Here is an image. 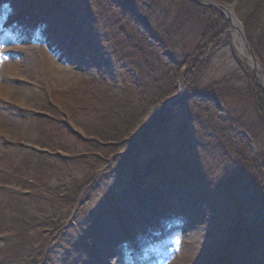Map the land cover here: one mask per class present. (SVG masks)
<instances>
[{"label":"trees","instance_id":"16d2710c","mask_svg":"<svg viewBox=\"0 0 264 264\" xmlns=\"http://www.w3.org/2000/svg\"><path fill=\"white\" fill-rule=\"evenodd\" d=\"M207 1L221 5L237 3L236 15L256 58L264 68V0ZM94 2L97 26L106 25L123 37L126 46L124 58L129 72L118 92L113 82L110 91L105 90L100 95L89 92L82 106L76 110L66 108L65 119L54 123V131L57 135L67 136L71 140L69 144L60 148L61 143L57 139L45 141L42 143L43 149L52 154L35 153L25 162L26 168L22 169L25 172L32 169L28 175L24 173L20 178L29 183H24L25 187L34 192V197L23 203L21 208L17 207L18 212L6 217V221L10 222L5 225L11 226L7 232L16 239V244H10L15 252L12 259L16 264H51L49 260L54 258L57 249L62 246L71 248L72 243L67 240L72 232L65 229L68 212L64 213V209H74L88 185L91 186L82 205L97 196L98 192L105 193V187L109 188L112 181L118 180L116 169L121 167L125 170L137 168L134 180L144 184H168L172 179H177L184 186L193 185L199 193H203L206 185L208 193L203 198L209 203L211 199L216 203L214 212L218 221L221 217L225 219L222 220L223 233L230 234L228 237L237 236L238 253L246 254L253 264H264V93L249 64L241 59L237 60L238 72L230 75L229 79L215 82L214 85L203 83L207 68L218 51L229 46L237 55L230 44V36L223 39L229 30L227 20L220 12L188 0ZM132 11L144 15L146 21L155 20L156 31L161 38L159 42L153 44L149 40V35L135 22ZM189 27L199 38L193 41L194 45L184 47L188 40L185 32ZM124 29L132 35H126ZM167 50L179 55L181 59L177 64L163 56ZM181 79L184 99L177 102L165 116L167 102L177 93ZM240 81L245 84L244 87L235 86ZM194 93H208L220 100L226 110L221 117L223 123H220L212 101L205 104L199 99H186ZM244 97L251 101L259 116L256 127L248 124L234 107V102ZM197 104L202 107L199 108V118L193 111ZM209 108L213 117L208 121ZM38 118L44 120L43 117ZM74 130L78 133H74ZM139 131H142L140 135L131 141ZM242 132L252 140L255 155L250 151V146H246L245 140L237 136ZM186 141L196 152L210 155L215 160L220 170V184L208 179L209 174L200 160V166L196 167L199 169L189 171L171 157L169 149L185 154ZM152 150H156L160 157L142 165L140 154ZM165 151L168 153L167 159L163 155ZM72 167L82 171L85 179L74 177ZM95 178L96 182L92 184ZM51 181L61 187L52 188L54 183L51 185ZM108 197L115 200L112 193ZM246 198L252 202L249 203ZM29 201L33 205L30 210ZM34 201L38 210H35ZM230 204H237L236 220L228 215ZM245 204H250L258 212L255 220L251 221L249 212L242 209ZM59 213L63 215L62 221ZM248 218L250 221H247ZM81 223L79 221L77 227L79 237L87 232ZM85 226L90 229L89 225ZM44 231L53 235L42 244L40 234ZM24 242L31 244V247L28 252L26 249L25 254H19V243L23 245Z\"/></svg>","mask_w":264,"mask_h":264},{"label":"rangeland","instance_id":"374dc122","mask_svg":"<svg viewBox=\"0 0 264 264\" xmlns=\"http://www.w3.org/2000/svg\"><path fill=\"white\" fill-rule=\"evenodd\" d=\"M38 1L41 0H15L13 8L7 10V16L10 17L3 22L0 16V21H2L0 33L5 36L0 41V87L2 88L0 92V183L5 179L6 174L22 177L24 173L25 175L30 173L32 168H29L28 172L22 169L27 160L20 158V151H23L21 145L32 147L33 143L37 141L38 133L44 141L51 142L57 139L61 143L60 148L69 144L71 140L67 136L57 135L54 131V123L65 119L66 108L68 107L71 111L76 110L82 106L89 92L100 95L105 90L110 91V85H113V82L114 89L118 92L129 72L126 68L128 64L124 58L126 46L123 37L118 36L106 25L97 26V14L94 12L95 0L93 2L92 0H54L50 3L45 1L42 8L28 14L27 19L21 18V14L27 10V6L37 4ZM10 2V0H6L2 7L9 5ZM52 3L54 4L52 5ZM138 15H141V18L144 17L142 14L138 13ZM49 23L53 25L51 30ZM142 25V29L144 28L149 33L150 39L156 41L158 36L155 20L151 22L144 20ZM42 31L46 36L49 34L48 42L40 43L41 40H44ZM123 31L128 36L132 35L128 30L124 29ZM185 33L188 40L184 43V47L187 44L194 45L193 41L199 38L197 33L192 31L191 27ZM70 34L74 35L76 43L80 46L74 44ZM35 39L38 41L37 43ZM240 40L239 34L231 32L230 44L233 45L237 55L232 52L229 46L218 51L207 68V73L203 78L204 84L214 85L215 82L229 79L230 75L239 70L238 59L246 61L250 67L253 66L247 49L241 50ZM194 47L191 46V48ZM84 50L90 54V61L82 53ZM165 58L169 62H178L181 59L175 53H167ZM5 65L7 67L3 68ZM260 73L263 74L261 71ZM261 76L264 78V75ZM261 84L264 86V79L261 80ZM235 86L244 87L245 84L240 81ZM247 99L244 97V99L234 102V107L243 115L242 118L248 124L256 127L259 116L251 101ZM199 108L202 107L197 104L193 109L199 115L198 118L201 115ZM216 110L220 117L218 120L223 123L221 117L224 116V105L219 103ZM35 111L47 112L49 116L47 119L36 121L33 117ZM212 117L211 108H209L207 110L208 121ZM237 136L245 140L246 146L249 145L250 151L255 155V147L247 134L242 132ZM168 153L172 154L171 157L189 171L199 169L196 167L200 166V160L209 174L208 179L220 184V180L218 181L220 170L215 160L210 155L196 152L187 144V141L185 142V154L177 153L173 149H169ZM168 153L164 152L165 159H167ZM158 157L160 155L156 154V150L145 151L140 154L139 161L145 165ZM17 166L19 169H15ZM72 170L74 177L80 180L85 179L86 176L82 171L76 167H72ZM117 172L118 180L112 181L109 188L105 187L107 190L105 193L98 192L97 196L92 197L77 211L64 209L66 210L64 213L68 212L65 222L72 221L73 227L69 229L73 235L74 227L80 225L81 219L86 220L89 217L91 218L90 225L97 226L98 221V226H100L101 219L103 222L107 216L105 212L110 213L106 207L107 195L114 193L118 196V204H121L120 213L122 216H127L125 227L127 230L129 229V240L114 246L118 241L117 238L120 237L115 232L118 230L117 226H114L113 229L112 227L106 228L105 230H112L108 231L109 233L107 232L108 234L102 239L95 238L92 244L96 246L95 251H98L104 264H136L139 261H142V264H247L248 259L245 254H235L236 249H233L230 239L227 238L230 234L225 235L222 231V220L225 219L221 217L218 222V217H215L213 208L208 203L205 206L211 208L213 213L212 219L206 218L210 229L205 230L199 227L195 219L190 218L186 219L183 225H179V221L181 219L183 221L182 217L185 213L182 209L188 208L189 204L183 205L186 202H182L180 206L174 198L178 201L185 198L192 199L190 190L173 186V190L165 192L166 186L160 185L161 189L153 184V189L161 197L157 199L158 197H155L157 194L153 190L143 192L135 185L134 178L138 172L137 168L125 170L120 167ZM53 183L51 181V185ZM174 183L176 182L174 181ZM60 187L61 185L57 183L52 186V188ZM124 191L127 193H123ZM2 198L3 195L0 192V201ZM246 199L249 200V198ZM221 200L222 196L220 195ZM18 202L24 205L23 199H19ZM210 202L213 207L216 205L212 199ZM251 202L250 199L249 203ZM247 205L249 206L247 207ZM247 205L245 204L242 209L249 212L251 221H253L259 214L252 209L250 204ZM230 206L231 211L228 215L231 219L236 220L238 217L237 204H230ZM32 207L33 205L29 201L28 209L30 210ZM12 209L13 206H9L3 208L2 212L0 211L1 232L7 229L6 216ZM35 210H38L37 206ZM60 215L62 221L63 215L59 213L58 216ZM85 216L87 217L85 218ZM213 218L217 220V223L214 221L215 226L212 224ZM247 221H250V218ZM141 223L148 230L147 235H144ZM229 227L227 226V228ZM95 231L96 229L93 228L88 229L87 238H94ZM114 234H117L115 238H111ZM10 235L11 233L7 237ZM52 235V232L48 231L45 234L44 231L40 234L41 243L43 244ZM70 237L79 249L74 248V252L69 254L64 252L62 246L56 250L55 257L50 258L49 261H52V264H60V260L63 261V264H92L91 255L86 247L81 248V245L77 244L79 241H76L75 237L71 235ZM10 247H5L4 252L7 249L6 252L11 253L12 248ZM30 247L31 244L24 242L19 254H25L26 249L28 252ZM111 253H116L118 256L110 258ZM2 254L5 256V253ZM13 256L14 253L7 255L8 258H13ZM243 257L245 259H242Z\"/></svg>","mask_w":264,"mask_h":264},{"label":"water","instance_id":"95a60500","mask_svg":"<svg viewBox=\"0 0 264 264\" xmlns=\"http://www.w3.org/2000/svg\"><path fill=\"white\" fill-rule=\"evenodd\" d=\"M190 1L197 3L199 5H202V6H206V7L212 8V9L219 10L224 15V17L227 19L228 23L230 24V27L232 28L233 33L239 34V36L241 38V40H240V44H241V48H242L241 50L244 51V49H247V52L250 55V61L253 64L254 70L256 71L257 69H261V66L259 65L257 59L255 58L254 52L252 51L250 44L246 40V37H245L241 23L239 22L237 17L232 12V10L235 9V4L231 7H229V6H221V5H218L217 3H212V2L205 1V0H190ZM257 79L260 82V79L259 78H257ZM261 86L264 89V86L263 85H261ZM176 98H174V99H176ZM170 103L171 102H169V108L171 105Z\"/></svg>","mask_w":264,"mask_h":264},{"label":"bare ground","instance_id":"6f19581e","mask_svg":"<svg viewBox=\"0 0 264 264\" xmlns=\"http://www.w3.org/2000/svg\"><path fill=\"white\" fill-rule=\"evenodd\" d=\"M188 1H190V0H188ZM233 12H234V15L237 17V15H236V9H233ZM131 14H132V16L134 17V19H135V22L137 23V25L140 27V28H142V18L138 15V13L137 12H135V11H132L131 12ZM238 18V17H237ZM239 26V25H238ZM160 39L161 38H157V39H155L156 41H152L153 43H157V42H159L160 41ZM225 48V47H224ZM6 68L7 66L5 65V66H3V68ZM206 85V84H205ZM1 90H2V88L0 87V92H1ZM222 104V103H221ZM197 224L201 227V228H203V229H205V230H208V229H210V224H209V222L208 221H203L202 219H200V221L198 220L197 221ZM113 256H118L116 253H111L110 254V258H112Z\"/></svg>","mask_w":264,"mask_h":264}]
</instances>
